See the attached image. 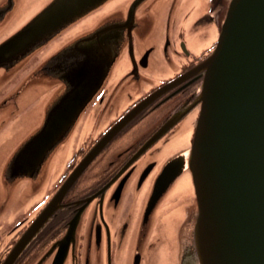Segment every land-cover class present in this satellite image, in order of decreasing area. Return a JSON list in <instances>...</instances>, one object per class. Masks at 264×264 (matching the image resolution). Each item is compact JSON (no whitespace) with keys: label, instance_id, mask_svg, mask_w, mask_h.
<instances>
[{"label":"water","instance_id":"1","mask_svg":"<svg viewBox=\"0 0 264 264\" xmlns=\"http://www.w3.org/2000/svg\"><path fill=\"white\" fill-rule=\"evenodd\" d=\"M142 1L133 2L130 16ZM114 2L51 0L23 27L0 40L1 76L16 72L15 77L22 71L26 74L25 87L18 88L21 92L15 95L17 89L14 98L11 95L0 100V110L16 106L24 91L34 85H46L52 91L40 124L28 132L3 167L7 194L23 182L33 190L46 182L50 162L72 137L109 79L126 29L133 54L132 25L108 21L91 28L98 17L107 15ZM16 4L17 0H8L0 6V26ZM85 19L90 20V27L74 32L73 28ZM113 26L117 29L111 30ZM67 33L73 34L72 38L53 51L44 66H58L54 80L41 79L36 75L40 69L34 73L40 79H31L33 71L53 52L25 70L28 62ZM197 70L203 72V82L196 102L200 115L193 141L186 155L176 156L161 169L145 215L173 190L187 170L191 183L187 181L186 191L191 193L194 215L179 264H264V0H230L216 45ZM58 201L40 214L4 264L15 261L57 209ZM75 227L76 222L72 224ZM66 255L67 249L62 246L53 264H63Z\"/></svg>","mask_w":264,"mask_h":264},{"label":"flooded vegetation","instance_id":"2","mask_svg":"<svg viewBox=\"0 0 264 264\" xmlns=\"http://www.w3.org/2000/svg\"><path fill=\"white\" fill-rule=\"evenodd\" d=\"M7 1L0 0V6ZM134 1L115 0L91 27L108 21L132 25L133 54L126 29L109 79L78 123L90 118L93 133L45 198L10 226L0 264L57 198V209L12 264H53L62 246L67 249L63 264H179L193 222L190 191L180 200L170 199V189L149 215L145 213L161 169L176 156L186 155L189 146L168 153L178 139L193 140L203 82V72L197 69L216 45L230 0H143L130 16ZM55 52L31 78L54 80L58 66H44ZM188 175L186 170L179 180ZM176 206L183 209L179 212L183 221L177 226L172 257L170 245L161 240L160 224Z\"/></svg>","mask_w":264,"mask_h":264},{"label":"rangeland","instance_id":"3","mask_svg":"<svg viewBox=\"0 0 264 264\" xmlns=\"http://www.w3.org/2000/svg\"><path fill=\"white\" fill-rule=\"evenodd\" d=\"M50 1L51 0H17L15 10L0 26V40L23 27ZM87 19L81 22L82 25L79 24L75 26L73 28L74 32L77 33L81 30L85 31V29H88L91 22ZM67 34H63L61 36L62 39L60 38L61 40L59 39L60 41H58L49 49L42 53L39 52L35 57H33L31 62H28L29 64L24 69L30 70L34 66L40 64L45 57L72 38L70 36L73 34ZM158 38L159 32L158 29L155 28L153 39L156 40ZM23 66L20 69H23ZM15 74L16 72L1 76L0 100L11 95V98H14L13 94L15 91L18 88L22 89L25 87V71H22L19 75L13 77ZM51 95L52 91L48 89L46 85H34L24 91L16 106H13L12 108L7 106L0 110V251L4 249V243L7 238L5 235L8 232L10 226L19 221L24 216L28 215L31 212L33 206L40 203L43 197L45 198L49 191L55 186L57 179H59L67 169V166L76 153L77 149L87 140L88 137L91 136L90 134L93 133L95 128L92 125L90 118H86L77 127L69 141L57 151L56 155L50 162L47 170L46 182L43 183L42 187L33 190L27 182H23L15 190L7 194L4 191L5 187L2 182L3 167L16 146L30 134L28 132L40 124L43 109L46 102L50 100ZM183 138L185 141L180 142V139L182 138L178 139V137H176V140L178 139L177 141L175 140L177 149L175 148V150H172L170 153H168V155L181 148L190 146L192 143V137L190 136ZM187 181L189 183L191 180L186 178L183 181L182 179L177 185H175L170 194V199L179 198L181 200L182 197L187 195ZM190 187L192 188L191 184ZM192 196L194 199V192ZM181 210L183 209H181L180 206L173 207L168 218L160 224V229L162 231L161 240L168 242L170 245L172 257L175 255L174 248L177 242V226L183 221V218L179 216V212ZM166 264L169 263L166 262ZM170 264L175 263L170 262Z\"/></svg>","mask_w":264,"mask_h":264},{"label":"bare ground","instance_id":"4","mask_svg":"<svg viewBox=\"0 0 264 264\" xmlns=\"http://www.w3.org/2000/svg\"><path fill=\"white\" fill-rule=\"evenodd\" d=\"M168 216V215H167ZM167 233V232H166ZM170 235V234H169ZM164 237V236H163ZM164 239V238H163Z\"/></svg>","mask_w":264,"mask_h":264}]
</instances>
